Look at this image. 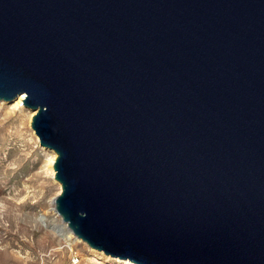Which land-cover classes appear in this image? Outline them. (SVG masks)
Listing matches in <instances>:
<instances>
[{
  "label": "water",
  "instance_id": "water-1",
  "mask_svg": "<svg viewBox=\"0 0 264 264\" xmlns=\"http://www.w3.org/2000/svg\"><path fill=\"white\" fill-rule=\"evenodd\" d=\"M21 94L88 247L264 264V0H0V100Z\"/></svg>",
  "mask_w": 264,
  "mask_h": 264
},
{
  "label": "rangeland",
  "instance_id": "rangeland-1",
  "mask_svg": "<svg viewBox=\"0 0 264 264\" xmlns=\"http://www.w3.org/2000/svg\"><path fill=\"white\" fill-rule=\"evenodd\" d=\"M34 113L0 100V264H135L53 228L61 187L45 170L53 151L31 128Z\"/></svg>",
  "mask_w": 264,
  "mask_h": 264
},
{
  "label": "bare ground",
  "instance_id": "bare-ground-1",
  "mask_svg": "<svg viewBox=\"0 0 264 264\" xmlns=\"http://www.w3.org/2000/svg\"><path fill=\"white\" fill-rule=\"evenodd\" d=\"M23 98H24V94H21L17 98H15L13 100V107L14 108H22L24 106L22 103ZM55 157H56V154L53 151L51 157L48 158L46 161V169H45L51 175V177L53 179H54L53 163H54ZM60 222H61V220H60ZM60 222L57 223L56 220H53V222H52L53 228L58 229L59 233L65 235V236L73 235L72 231L67 227L66 222H64V221H62L61 223Z\"/></svg>",
  "mask_w": 264,
  "mask_h": 264
}]
</instances>
